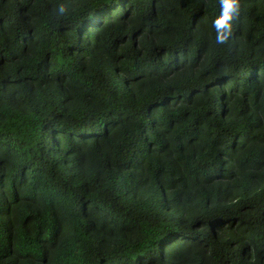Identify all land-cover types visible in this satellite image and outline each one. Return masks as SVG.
I'll use <instances>...</instances> for the list:
<instances>
[{
	"label": "trees",
	"instance_id": "trees-1",
	"mask_svg": "<svg viewBox=\"0 0 264 264\" xmlns=\"http://www.w3.org/2000/svg\"><path fill=\"white\" fill-rule=\"evenodd\" d=\"M240 4L220 44V0H0V264H264V0Z\"/></svg>",
	"mask_w": 264,
	"mask_h": 264
},
{
	"label": "clouds",
	"instance_id": "clouds-1",
	"mask_svg": "<svg viewBox=\"0 0 264 264\" xmlns=\"http://www.w3.org/2000/svg\"><path fill=\"white\" fill-rule=\"evenodd\" d=\"M221 13L213 21V27L217 32V43L224 44L232 35V22L239 16L240 13V0H220ZM67 11L65 5L61 4L58 7V13L64 15Z\"/></svg>",
	"mask_w": 264,
	"mask_h": 264
}]
</instances>
